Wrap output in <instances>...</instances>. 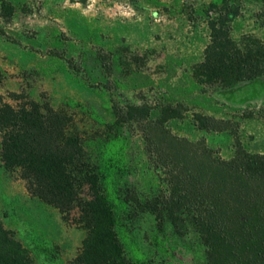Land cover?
Instances as JSON below:
<instances>
[{
	"label": "rangeland",
	"instance_id": "374dc122",
	"mask_svg": "<svg viewBox=\"0 0 264 264\" xmlns=\"http://www.w3.org/2000/svg\"><path fill=\"white\" fill-rule=\"evenodd\" d=\"M6 1L16 11L4 18L0 9V105L35 102L42 110L65 115V134L84 141L91 156L107 134L104 122L114 117L107 104L126 102L151 107L153 116L172 105L175 112L165 126L179 137L204 140L223 159L234 155L238 143L249 152L264 153V78L227 91L197 89L189 78L190 67L209 42L204 8L211 0ZM256 3L243 1L232 18L233 39L251 35L264 41ZM117 57L125 62L119 68ZM198 115L226 119L228 129H199ZM124 130L130 183L144 196L165 192L164 177L145 150L140 127L130 123ZM1 165L0 160V216L27 248L31 264H44L32 249L33 236L57 249L54 264H77L88 234L83 208L88 188H79L57 206L31 190L22 170ZM133 228L153 264L204 261L203 246L192 229L169 231L166 250L154 243L153 216L140 215Z\"/></svg>",
	"mask_w": 264,
	"mask_h": 264
},
{
	"label": "trees",
	"instance_id": "16d2710c",
	"mask_svg": "<svg viewBox=\"0 0 264 264\" xmlns=\"http://www.w3.org/2000/svg\"><path fill=\"white\" fill-rule=\"evenodd\" d=\"M243 1L211 0L205 6L209 42L188 72L195 88L227 91L264 78V41L230 35V22ZM254 1L255 19L264 28V0ZM0 9L4 18L16 11L6 0H0ZM116 60L118 68L125 64L122 57ZM3 76L0 70V82ZM107 107L114 117L104 122L107 134L91 156L84 141L65 134V115L42 110L35 102L0 105L3 169L22 170L31 190L57 206L79 188H88L83 204L88 234L77 264H153L133 228L142 214L153 216L154 243L166 250L169 231L181 234L192 229L204 249L201 264H264V153L249 152L238 143L234 155L223 159L204 140L173 134L165 126L175 112L169 104L157 116L145 104ZM130 123L140 127L145 150L164 177L165 192L144 196L130 183L129 138L124 130ZM227 124L223 118L196 117L204 131H226ZM30 242L44 264L57 261V249L48 242L36 236ZM31 263L27 248L4 227L0 216V264Z\"/></svg>",
	"mask_w": 264,
	"mask_h": 264
}]
</instances>
